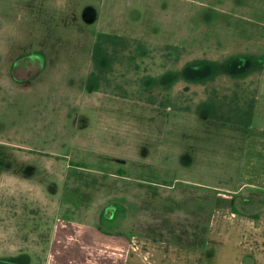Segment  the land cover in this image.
<instances>
[{
    "label": "rangeland",
    "instance_id": "obj_1",
    "mask_svg": "<svg viewBox=\"0 0 264 264\" xmlns=\"http://www.w3.org/2000/svg\"><path fill=\"white\" fill-rule=\"evenodd\" d=\"M232 197L264 210V0H0V264L200 251Z\"/></svg>",
    "mask_w": 264,
    "mask_h": 264
},
{
    "label": "crops",
    "instance_id": "obj_2",
    "mask_svg": "<svg viewBox=\"0 0 264 264\" xmlns=\"http://www.w3.org/2000/svg\"><path fill=\"white\" fill-rule=\"evenodd\" d=\"M253 189L256 190L258 188L254 186ZM241 193L240 191L235 195L239 196ZM232 199V210H234V213L232 212V218L234 219V226L230 230L229 228L223 229L227 232H222V234H219L218 231L217 239L215 238L216 233L215 236L213 235L211 238L212 225H210L208 228L207 240L203 243L200 251L187 249L190 250V252L188 253V251H186L185 253L179 251V247L176 244H169L168 249L165 251L161 250V252L152 259L153 264H264V210L256 214L239 215L234 206L236 198L232 197ZM70 205L75 206L72 210L77 209L75 204L72 203ZM225 213H227V211H225ZM97 228L103 235L111 234L107 229L100 228L99 226ZM229 232H232L233 235L232 242L230 241V237H228ZM56 238H59V236ZM65 239L66 238L63 240ZM59 244H61V241H58L54 246ZM67 246H70V243H67ZM73 246L76 248L79 247L77 243H74ZM223 246L229 248V255L226 254L227 249H224L226 255H220ZM50 255L47 264H78L77 253L66 254L54 252ZM141 257L142 260L151 262L146 255H142ZM104 261L105 260L102 261V264H109ZM86 262L90 264L89 261Z\"/></svg>",
    "mask_w": 264,
    "mask_h": 264
},
{
    "label": "trees",
    "instance_id": "obj_3",
    "mask_svg": "<svg viewBox=\"0 0 264 264\" xmlns=\"http://www.w3.org/2000/svg\"><path fill=\"white\" fill-rule=\"evenodd\" d=\"M99 51V50H98ZM99 54H101V53H99ZM238 61H239V59H238ZM206 63H203V64H197V66L200 68L202 65H205V64H209L208 63V61H205ZM196 63V62H195ZM195 63L194 64H190V65H188V66H186L183 70H182V72H180V73H176L175 75H173V77H171V76H169L168 77V81H174V79H177V78H183V79H186L187 81H190V78L188 77V75H187V72L189 71L188 69H190V68H195L196 66H193V65H195ZM260 64H261V62H259ZM210 65H213V66H220V65H217V64H215V63H213V62H210ZM227 65V64H226ZM222 66V65H221ZM221 66L219 67V73H221V72H224L223 70H222V68H221ZM258 68H260L259 66H257V64H253V67H250V69H248V70H244V71H240L239 73H234V74H232V76H235V77H240V76H243V75H245V74H248L249 72H252V71H254V70H257ZM217 69V68H216ZM193 70H195V69H193ZM216 75H218V73H216ZM211 78L209 77H207V78H204V79H201V82H205V81H207V80H210ZM167 81V80H166Z\"/></svg>",
    "mask_w": 264,
    "mask_h": 264
},
{
    "label": "flooded vegetation",
    "instance_id": "obj_4",
    "mask_svg": "<svg viewBox=\"0 0 264 264\" xmlns=\"http://www.w3.org/2000/svg\"><path fill=\"white\" fill-rule=\"evenodd\" d=\"M262 66H263V64L261 63L260 67H262Z\"/></svg>",
    "mask_w": 264,
    "mask_h": 264
}]
</instances>
